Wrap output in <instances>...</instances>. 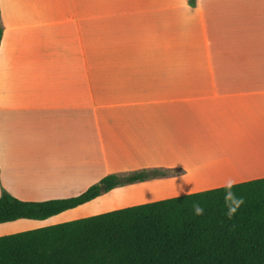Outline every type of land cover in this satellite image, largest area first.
Instances as JSON below:
<instances>
[{"label":"crops","instance_id":"obj_1","mask_svg":"<svg viewBox=\"0 0 264 264\" xmlns=\"http://www.w3.org/2000/svg\"><path fill=\"white\" fill-rule=\"evenodd\" d=\"M0 194L78 195L0 236L264 177V0H0Z\"/></svg>","mask_w":264,"mask_h":264},{"label":"trees","instance_id":"obj_2","mask_svg":"<svg viewBox=\"0 0 264 264\" xmlns=\"http://www.w3.org/2000/svg\"><path fill=\"white\" fill-rule=\"evenodd\" d=\"M158 174H110L78 195L42 201L2 190L0 223L45 219ZM226 191L221 186L1 235L0 264H264V177L234 184L243 202L231 215Z\"/></svg>","mask_w":264,"mask_h":264},{"label":"clouds","instance_id":"obj_3","mask_svg":"<svg viewBox=\"0 0 264 264\" xmlns=\"http://www.w3.org/2000/svg\"><path fill=\"white\" fill-rule=\"evenodd\" d=\"M233 186L234 182L231 180L227 181L225 184V188L227 190L225 195V201L227 206L229 207V215L233 214L239 207V205L243 202L242 199H237L234 193L231 191ZM194 207L197 215L202 213L203 210L198 205Z\"/></svg>","mask_w":264,"mask_h":264}]
</instances>
